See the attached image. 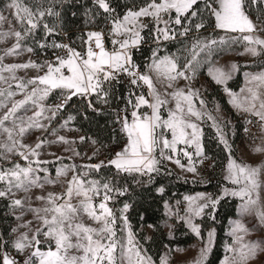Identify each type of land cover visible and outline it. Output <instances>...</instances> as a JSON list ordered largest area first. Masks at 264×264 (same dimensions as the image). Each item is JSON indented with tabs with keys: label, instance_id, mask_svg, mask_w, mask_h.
<instances>
[{
	"label": "snow or ice",
	"instance_id": "obj_1",
	"mask_svg": "<svg viewBox=\"0 0 264 264\" xmlns=\"http://www.w3.org/2000/svg\"><path fill=\"white\" fill-rule=\"evenodd\" d=\"M57 2L59 0H50L49 6L45 7L40 2L29 4L26 0H10L7 9L10 10L12 19L0 13V27L5 23L9 25L7 31H0V40L15 38V43L0 56V82L8 85L7 88H0V98H3L0 100V108L5 109L0 113V135L4 137L3 142H0V159H8V154H14L27 162L25 165L14 163L10 168H0V198L9 201L8 206L19 222L12 228V232L17 235L11 241V246L18 254L25 256L22 264H154L152 257L142 249L131 230L126 215L131 207L128 203H124L123 208L119 210L123 228L127 230L126 237H117V217L108 202L113 199L112 193L125 195L127 187L118 188L112 182L85 180L83 177L88 173L76 172L75 165L57 168L55 178L48 175V169L42 165L48 164L49 161L40 159L39 150L46 144L73 143L65 136L57 135L55 129L51 130L55 140L38 137L34 146L23 142L25 134L32 130H48L49 125L45 121L50 122L55 118L73 96L95 95L97 102L109 103L112 82H119L121 74L129 78L131 86L139 87L141 82L146 85L147 95L151 99L135 91H129L125 98V115L118 117V121L122 125L121 131L125 133L127 142L123 149L108 161L109 165L114 166L117 174L131 176L136 183H141L137 177H147L151 182L153 174L160 172L164 160L171 161L194 175L198 174L193 156L200 157L201 163L206 157L203 154L202 128L197 121L205 122L206 118L212 122L219 141L229 153L225 179L237 187L231 190L223 188L222 195L216 198L205 193L186 195L183 198L186 202L184 215L179 216L178 212L175 214L192 232L200 236V225L194 223L195 219L202 217L206 209H211L209 216L214 220V211L220 200L233 196L241 200L239 210L242 215H255L261 225H264V202L261 198L264 182L260 180L264 169L238 162L232 157L226 133L217 117L207 110V103L198 89L190 86L175 87L178 79L191 81L202 62L211 64L216 48L221 45L242 40L246 42L245 50L250 54H264V39L253 35L257 31H264V19L260 20L258 28L246 12L245 0H205V10L214 17L216 29L243 35L232 37L231 41L223 37L219 40L197 39L190 49H186L189 56L185 57L184 63L181 64L175 54L160 56L159 47L162 42L188 37L193 28L199 31L204 27L203 17L197 7L199 0H145L141 6L128 7L123 15L116 12L110 0H93L96 10L89 9L86 15L90 14L93 20L96 16L103 15L111 25L108 31L113 45L111 51L105 47L103 31H88L86 38L80 37L83 52L77 51L69 44L56 41L51 44L38 42L37 46L41 49H64L65 55L56 56L54 61L45 60L42 64L32 60L23 64H4V56L18 55L20 51L33 53L35 49L24 47L22 42L34 36L41 27L45 39L56 33L57 26L45 22V18L60 16V13L55 11ZM251 2L264 4V0ZM197 17H200V22L194 23ZM145 18L152 21L153 39L157 47L152 51L148 71L141 72L139 65L133 60L132 50L145 42L142 35L148 28ZM14 22L19 25L20 30L13 26ZM201 54L203 61L200 59ZM28 68L37 69L43 74L27 81L18 79L16 71ZM236 70V64H232L227 71L220 67H209L208 74L215 83L225 85L233 107L259 117L261 128L264 130V72L246 74V87L241 89L243 95H240L226 87L227 81ZM5 72L10 76H4ZM9 80L18 81L15 87L20 90L22 99H11L17 93L11 90L12 84ZM156 82L166 84V87L173 91L162 94L157 89ZM105 84L108 88H105ZM57 89L61 90L62 102L47 107L43 102ZM196 100L199 101V108L196 106ZM5 101H9L10 106ZM173 103L174 107H168L165 118L161 109ZM29 105L32 106V115L20 114L22 110L27 113ZM88 106L92 107L91 100ZM129 106L131 120L127 115ZM142 107H147L150 112H141ZM215 111H219V108ZM73 119L74 117L69 116L61 127H65ZM247 131L245 128V132ZM84 139L80 137L81 141ZM181 145L184 147H179ZM188 148H193L194 152L188 151ZM254 151L264 152V147H256ZM181 155L187 158V165L181 163ZM103 164L101 161L99 164L85 167L99 171ZM69 172L74 174L67 180L64 193L43 194L46 185L58 183L59 178L67 177ZM33 189L41 190L42 194L35 196V200L40 202L39 206H33ZM158 192L163 193L164 188H158ZM21 193L22 195H19ZM97 197H101L98 205L94 203ZM176 203L179 205L181 202ZM165 208L168 215L173 214L167 202ZM29 214L32 220L25 219ZM85 217L92 221V224L86 223ZM247 234L248 228L240 220L233 221L230 231L232 243L226 248L232 255L225 256L222 264H247L258 249L264 250L261 243L247 241ZM214 236L215 230L212 229L208 232L207 243L200 249L194 264H205ZM6 243L0 241V264H18L15 258L3 251ZM42 245L46 248L42 249ZM159 264H169L167 254L160 258Z\"/></svg>",
	"mask_w": 264,
	"mask_h": 264
},
{
	"label": "trees",
	"instance_id": "obj_2",
	"mask_svg": "<svg viewBox=\"0 0 264 264\" xmlns=\"http://www.w3.org/2000/svg\"><path fill=\"white\" fill-rule=\"evenodd\" d=\"M10 0H0V11L3 10ZM29 4L37 2L43 3L45 7L49 6L50 0H26ZM111 6L116 9L120 15L127 10L128 7L141 6L145 0H110ZM246 3V11L249 15L256 18L264 15V4ZM197 7L200 9L203 17L204 27L199 31L194 28L189 33L188 37H178L176 40L165 41L160 44L158 54H175L179 57V62L184 63L183 52L189 45L187 44L190 35L200 32L213 31L217 32L212 17L207 10H205V0H199ZM89 9L96 10L93 0H59L55 4V11L60 13L59 17H46L45 22L50 25H56L57 30L53 35L45 39L43 28L41 27L35 32L34 38L39 41L51 44L52 41L62 43L66 38L73 39L72 46L78 48L80 51L84 50L80 37L85 36L89 30L104 29L108 22L103 15L96 16L94 20L91 15H86ZM102 11V10H100ZM86 21H89L86 23ZM195 22H200V17L194 19ZM152 25L144 30L142 35L145 37V42L139 48L132 50L133 60L139 68L143 71L147 69L152 58V51L157 47L153 39ZM108 41V39H107ZM110 42V40H109ZM50 50L53 48L49 47ZM59 51V49H57ZM226 50L216 51L213 54L211 63L216 61L219 57L224 55ZM211 64L206 63L200 70V74L204 75ZM242 69V68H241ZM242 70L237 73L235 78L227 83V88L237 91L243 83ZM108 88V85L105 84ZM145 86L134 87L126 85L122 80L113 81L111 86V96L109 103H99L95 95L86 99V97L73 96L67 106L66 111L75 118V126L78 127L85 136L94 138L99 144H107L111 146H118L125 139L121 131L120 122L117 119V105L126 102V97L129 91H135L137 94L147 92ZM222 85L212 84L211 90L208 93L210 98L218 96V101L223 110L232 117H236L232 108L230 107L227 98L222 94ZM55 91L52 96L56 100L61 95ZM92 102V107H89V101ZM93 109H96L95 111ZM203 147L206 155L213 162V170L215 174L213 179L208 182H202L196 179L183 178L176 174L173 170L162 164L161 170L158 174H153L154 178L151 182L147 177H137L141 183H136L131 176L126 174H117L114 166L109 164L104 165L99 171H95V176L100 179L112 182L116 187H127L128 191L121 196L117 193H112L113 204L122 206L124 203L131 205L127 212V217L131 229L141 245L144 246L146 252L152 257L155 262H159L163 251L166 247H185L196 240V236L190 231L188 226L182 220H175L173 223V236L169 237L165 232L162 222L166 219L165 203L170 205L177 204V201L182 200L184 194L196 192H211L215 195L220 193L221 187L225 181L221 176V172L225 168L228 160V153L224 145L219 141L216 132L210 127L203 128ZM163 187L164 192H158V188ZM9 201L0 198V241L7 242L3 250L8 247L11 238V231L13 223L16 220L9 208ZM238 200L236 198L225 197L220 200L217 205L214 215L215 219H211L208 211L202 217L197 219L200 225L201 237H205L207 229L210 226L215 228V241L213 247L208 253L205 264H219L225 255V244L230 241L228 235L229 221L237 217ZM153 225L152 236L146 240L145 226Z\"/></svg>",
	"mask_w": 264,
	"mask_h": 264
},
{
	"label": "rangeland",
	"instance_id": "obj_3",
	"mask_svg": "<svg viewBox=\"0 0 264 264\" xmlns=\"http://www.w3.org/2000/svg\"><path fill=\"white\" fill-rule=\"evenodd\" d=\"M248 2H251V0H246ZM247 12V11H246ZM0 13L4 14L5 16H9L10 19H12L10 15V10L7 9L6 7L0 11ZM248 14V13H247ZM174 15V13H173ZM249 15V14H248ZM250 18L253 20V22L257 25V27H260V20L264 19V15L260 17V19L249 15ZM145 23L148 25H152V21L150 18H145ZM215 23V20H214ZM16 30H20V27L18 24L13 25ZM9 28V25L7 23L3 24L2 27H0V31H7ZM93 31V30H89ZM152 31V29H151ZM153 32V31H152ZM243 34L239 32H225L224 30L217 29V32L213 31H207L205 33L200 32V33H195L190 35L187 44H189L186 48L185 51L183 52V58L189 56V52L186 51V49H190L191 45L195 42L197 39H207V38H214L219 40L221 37L225 38L228 41H231L232 37H239ZM253 35H258L260 38L264 39V31H257L256 33H253ZM108 41L107 43L109 44V50H112V42L111 38L106 36ZM110 40V42H109ZM38 42H44V41H39L37 38L29 37L26 41H23L22 44L24 47H33L35 51L33 53H28L26 51H20L18 55H11V56H4L3 63L4 64H23L27 63L29 60L35 61L37 63H44L45 60L48 61H54L56 56H62L65 55V53H59L57 49L50 50L49 47L46 49H41L37 46ZM15 43V38L14 37H9L5 40H0V56L4 55V51L7 48H10L13 44ZM246 42L242 40H238L236 42H230L225 45H221L216 48V51L220 50H226V53L219 57L216 61L211 63L209 67H220L225 69L226 71L230 69L232 64L237 65V70L232 73L231 79L227 81H231L235 76L237 75L240 70H242L243 74V83L241 87L237 90H231V92L243 95L241 93V89H245L246 83H247V77L246 74H256L260 72H264V58L263 54L262 55H252L249 52L245 50ZM77 51H80L78 48H75ZM84 51V50H83ZM81 51V52H83ZM215 51V52H216ZM214 52V54H215ZM165 55H171V54H165ZM164 56V55H161ZM200 59L203 61V54H201ZM151 63V61H150ZM206 63H201V66L199 67L195 77L191 81H187L184 79H178L175 82V87L176 88H186L190 86L193 89H198L200 92L201 97L206 101L207 103V110L211 111L214 116L217 117L218 121L220 122L221 126L224 129V132L226 133V138L229 141V144L231 145V153L232 157L236 159L238 162H243L246 164H250L254 167L264 169V152H256L254 149L256 147H264V130L261 128V122L259 121V117H256L250 113L244 112L242 110H238L233 105L229 102L230 97L228 93L225 91V85H222V94L226 96L227 101L232 108L233 112L235 113L236 117H232V115L228 114L225 110L222 109L219 101H218V96L214 98H210L208 93L211 90V85L212 84H217L215 81L209 76L208 74V69L206 70V73L204 75L200 74V70L203 67V65ZM242 68V69H241ZM65 74H67V70L65 69ZM148 71V66L145 72ZM43 74L41 71H38L37 69L34 68H28V69H19L16 71L15 75L17 76L18 79H22L24 81H27L28 79H31L37 75ZM4 76L9 77L10 74L5 72L3 73ZM190 75V73H189ZM18 81H12L9 80V83L12 84L11 90L13 92H16L17 94L12 97L11 99L13 100H19L22 99L23 96L20 93V90L15 87V84ZM227 85V84H226ZM8 85L4 84L3 82H0V88H7ZM31 86H29L30 88ZM147 88V86L145 85ZM156 87L157 89L162 93H168L173 91V89H169L166 87V84H161L159 82H156ZM227 87V86H226ZM59 95H61V90L57 89ZM147 92H143V94L146 96V98L151 99V97H148V88L146 89ZM56 90H54L48 97L47 99L43 102L47 107H52L54 105L60 104L59 100H53L52 96H55ZM170 99V97H169ZM0 100H3V98H0ZM6 103H9V101H5ZM196 106L199 108V101H195ZM259 102H257L258 104ZM174 107V103L170 104L168 106H165L164 108L161 109V114L166 118L167 116V110L168 107ZM219 108V111H215L216 108ZM29 110L27 113H24L23 110L21 111L20 114L24 115H32V106H28ZM5 111L4 108H0V113H3ZM141 112H150V109L147 107H142L140 109ZM127 115L129 117V120H131V107H128V112ZM72 116L70 113H60L58 112L57 116L53 118L50 122L45 121L49 125L48 130L46 131H40V130H32L29 133H26L23 142L25 144L29 145H35V143L38 142V137L46 140H55L56 137L51 134V130L55 129L57 135H63L65 136L69 141H72L73 143L69 144H64V143H52V144H46L44 147L39 150L41 155L40 159L41 160H46L49 161L48 164L42 165V167H46L48 169V175H50L52 178H55L56 176V169L60 168L62 166H67V165H75L76 169L75 171L78 173H84L87 172L88 175L83 177L85 180H98L101 183L103 182H109L108 180L105 179H100L95 176V171L94 170H89L87 167L88 165H95L101 163L104 159H107V161L113 159L115 157V154L123 149L127 142V137L125 133L123 132V135L125 136V139L120 145L118 146H111L107 144H99L94 138L85 136L82 131L75 126V118L71 121L68 122V124L65 127H61L62 124L66 120H68V117ZM251 121V123H249ZM199 126L202 128V145H203V128L205 126H210L217 135V131L214 127H212V122L208 121L205 118V122H199L197 121ZM121 125V123H120ZM122 128V125H121ZM245 128L248 129L247 132H245ZM80 137H84L85 139L83 141L80 140ZM218 137V135H217ZM170 138V134H169ZM219 139V138H218ZM4 137L0 135V142H3ZM95 142V143H94ZM179 147H184L183 145ZM188 151L194 152L193 148H188ZM228 153V150H226ZM75 153H79V155H76ZM203 154L205 159H203V162L201 163V158L193 156V160L195 163V166L197 168L198 174H193L190 172H187L186 169H181L178 167L175 163L164 160L163 164H165L168 168L173 170L176 174L180 175L183 178H188V179H196L200 180L202 182H208L213 179V176L215 174V170H213V162L212 160L206 155L203 147ZM9 158L8 159H0V168H10L14 163H19L21 165H25L27 162L24 161L20 156L14 155V154H8ZM56 157H60V160H57ZM229 157V153H228ZM181 163L187 165L188 160L187 158L183 157L182 155L180 156ZM228 160L225 164L224 170L221 172V176L224 179L225 183L220 189V193L215 195L211 192H196V193H190V194H184L181 200V203L179 205L174 204V205H169L171 208L173 214L168 215V210L166 209V214L167 217L166 219L162 222L163 228L165 232L168 234L169 237L173 236V223L171 221L172 218H175V220L179 221V217L175 213H179V216L184 215V209L186 207V202L184 201V196L189 195V196H195L198 193H205L207 195L212 196L213 198H216L217 196L222 195V189L223 188H229L234 189L237 186L231 184L230 181L225 179L226 176V166H227ZM73 172H69L67 177H61L59 178V182L55 184H48L45 186L43 194H47V192H54L57 194H62L65 192L66 187H67V180L71 179V176L73 175ZM41 175H45V173H41ZM260 180L264 182V174L260 176ZM2 187V185H0ZM41 190L40 189H33V206H39V201L35 200L36 195H40ZM19 195H22L19 194ZM226 197H231V198H236L238 200V206H237V217L233 218L229 221V228H228V235L230 236V241L225 244V255L221 262L219 264H222L225 256H231L232 253L228 252L226 250L227 246L232 243V237L230 235L232 223L235 220H240L247 228H248V234L246 235L245 239L249 242H258L261 243L262 246H264V225H261L259 219L255 215H247V214H241L239 210V205L241 203V200L239 197H233V196H226ZM225 198V197H224ZM261 198L262 202H264V190L261 191ZM101 200V197H97L94 200L95 204H99ZM114 199L110 200L108 202V206L114 210V213L117 217V222L115 225L116 232H117V237H126L127 230L123 228L122 221L120 220V209L123 208L122 206L114 205L113 202ZM74 203L76 202L75 200L73 201ZM211 209H206L205 213H208ZM212 211V210H211ZM127 215V213H126ZM200 218V217H198ZM195 219L194 223L198 224L197 219ZM27 220H32L31 214L27 215L25 217ZM85 222L92 224V221L87 220L85 217ZM129 222V221H128ZM19 222L17 220L14 221L13 223V228L17 226ZM186 224V223H185ZM35 225V222H34ZM187 225V224H186ZM95 226V225H94ZM188 226V225H187ZM190 229V227L188 226ZM215 228L213 226H210L207 229L205 237L197 236L192 230L190 231L196 236V240L189 245L185 247H175V248H169L166 247L163 251L162 256L167 254L169 258V264H194L195 260L198 258L200 249L207 243L208 240V232ZM132 230V229H131ZM144 230H146V240H149L152 236V228L149 226H145ZM23 231V229H21ZM133 232V231H132ZM17 234L13 233L11 231V238H10V249L8 247L4 249L3 251L7 252L10 257L15 258L18 261V264H22L23 259L25 258L24 255L18 254L14 248L11 246V241L15 239V236ZM135 235V234H134ZM136 241L139 242L137 237L135 236ZM215 241V236L213 238V243L211 245V248L213 247ZM139 245L142 247V249L146 252L145 248L141 243L139 242ZM42 249H45L46 246L42 245ZM54 247V246H53ZM147 253V252H146ZM147 255H149L147 253ZM150 256V255H149ZM161 256V257H162ZM153 260V259H152ZM154 261V260H153ZM160 262V260H159ZM159 262H155L154 264H159ZM247 264H264V250L258 249L256 254L250 258L247 262Z\"/></svg>",
	"mask_w": 264,
	"mask_h": 264
},
{
	"label": "built area",
	"instance_id": "obj_4",
	"mask_svg": "<svg viewBox=\"0 0 264 264\" xmlns=\"http://www.w3.org/2000/svg\"><path fill=\"white\" fill-rule=\"evenodd\" d=\"M110 27H111V25L107 22L105 24V28L104 29L93 30V31H103L105 33L104 43H105V47L108 50H109V44L107 43V37L106 36H108V31H109V28ZM72 41H73V39L66 38L64 41H62L61 44H69L71 47H73L72 46ZM61 52L62 53H65V50L64 49H59V53H61ZM263 58H264V54H263ZM139 70L141 72H145V71L141 70L140 68H139ZM119 80H122V82H124L126 85H130L129 84V78L126 75L121 74L120 77H119ZM142 86H145V85H143V83L141 82V84H140L139 87H142ZM89 97H86V99H89ZM56 100H59L60 103H61L62 102V96H60ZM69 103H70V101H68V103L66 105H64V107L59 112L60 113H65V112L67 113L68 111H66V109H67V106H68ZM125 106H126V102H123V103H120V104L117 105V108H116V110H117V119H118V117H123L125 115V112L123 111V109L125 108ZM103 162H104L103 166L108 164L107 159H104Z\"/></svg>",
	"mask_w": 264,
	"mask_h": 264
}]
</instances>
